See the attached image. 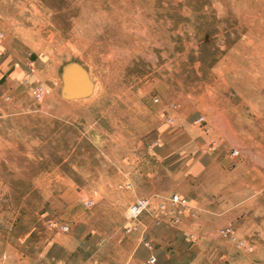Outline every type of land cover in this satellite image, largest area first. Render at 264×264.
Wrapping results in <instances>:
<instances>
[{
    "label": "rangeland",
    "instance_id": "obj_1",
    "mask_svg": "<svg viewBox=\"0 0 264 264\" xmlns=\"http://www.w3.org/2000/svg\"><path fill=\"white\" fill-rule=\"evenodd\" d=\"M0 232L6 260L264 264V0H0Z\"/></svg>",
    "mask_w": 264,
    "mask_h": 264
},
{
    "label": "crops",
    "instance_id": "obj_2",
    "mask_svg": "<svg viewBox=\"0 0 264 264\" xmlns=\"http://www.w3.org/2000/svg\"><path fill=\"white\" fill-rule=\"evenodd\" d=\"M3 217V216H2ZM19 223V222H18ZM24 222H20L18 224V226L15 228L14 232L18 235L21 234L22 238H24L26 236V239H30L32 240V236L30 237V234L32 233V229H29V226L26 229V233L24 234V230H22L26 225L23 224ZM13 232V233H14ZM5 233L4 232H0V264H6L9 263L10 264H52V262L54 261L55 263L58 262V256L59 255H68L69 253H67L68 250H63L64 248H66L63 244H58V246H56L55 248H51V246L46 247V243L44 242H40L41 245H43V251L42 253H38V258L36 256V247H33L32 249L28 248L27 251H22L20 252L19 250L17 252H12L11 254L13 256H15L16 258H14L13 256H11V254L9 255V258L6 260L4 259V255H1V251H2V244H4L5 241V237H4ZM32 241H35V239H33ZM8 244V243H7ZM32 246H34L32 244ZM46 248V251H45ZM68 249V248H67ZM66 252V253H62ZM99 251V250H98ZM95 252V251H94ZM154 257L155 258V262H156V256L154 254L149 255L148 257V261L149 263L151 258ZM58 264V263H57ZM75 264H79L78 262ZM153 264V263H151Z\"/></svg>",
    "mask_w": 264,
    "mask_h": 264
},
{
    "label": "built area",
    "instance_id": "obj_3",
    "mask_svg": "<svg viewBox=\"0 0 264 264\" xmlns=\"http://www.w3.org/2000/svg\"><path fill=\"white\" fill-rule=\"evenodd\" d=\"M173 198L175 200H178L179 197H178V195L174 194ZM148 204H149V201L146 198H139L136 202H134L131 205V207L129 209L130 215L138 216L148 206ZM150 261L154 262L155 258L152 257Z\"/></svg>",
    "mask_w": 264,
    "mask_h": 264
}]
</instances>
